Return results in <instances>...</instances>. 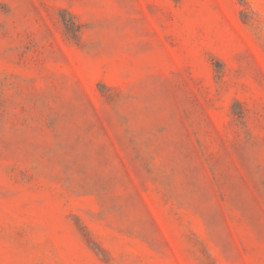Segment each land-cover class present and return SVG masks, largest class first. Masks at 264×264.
Masks as SVG:
<instances>
[{"label":"rangeland","instance_id":"rangeland-1","mask_svg":"<svg viewBox=\"0 0 264 264\" xmlns=\"http://www.w3.org/2000/svg\"><path fill=\"white\" fill-rule=\"evenodd\" d=\"M0 264H264V0H0Z\"/></svg>","mask_w":264,"mask_h":264}]
</instances>
